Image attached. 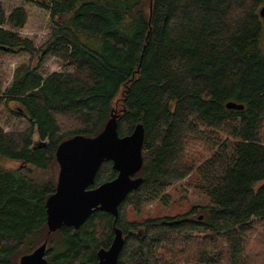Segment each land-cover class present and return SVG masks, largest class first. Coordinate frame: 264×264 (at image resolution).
Masks as SVG:
<instances>
[{"label": "trees", "instance_id": "16d2710c", "mask_svg": "<svg viewBox=\"0 0 264 264\" xmlns=\"http://www.w3.org/2000/svg\"><path fill=\"white\" fill-rule=\"evenodd\" d=\"M32 2L49 12V39L36 47L22 37L15 29L25 26L26 9L6 15L0 1V52L41 61L49 54L71 70L45 77L22 64L9 87L0 82V106L31 125H0V264H19L46 241L47 264H98L115 226L125 239L117 264H264V0ZM113 115L120 136L145 127L136 175L143 182L116 219L97 210L80 228L49 234L58 146L98 135ZM199 143L208 146L205 158ZM5 159L27 167L9 168ZM117 174L104 161L93 186ZM185 178L209 204L128 220V206L167 203L168 189Z\"/></svg>", "mask_w": 264, "mask_h": 264}, {"label": "water", "instance_id": "95a60500", "mask_svg": "<svg viewBox=\"0 0 264 264\" xmlns=\"http://www.w3.org/2000/svg\"><path fill=\"white\" fill-rule=\"evenodd\" d=\"M261 15L264 16V6ZM227 107L242 109L244 105L229 101ZM144 140L142 123H138L131 134L120 136L117 117L113 115L98 135L77 134L61 142L56 152L57 186L46 202L48 233L64 225L78 229L97 210L108 212L116 219L119 205L143 182V177L136 174L143 165ZM104 161H111L118 174L93 187ZM124 242L122 230L115 226L110 246L98 251V264H117ZM46 251L47 241L23 255L19 264H47Z\"/></svg>", "mask_w": 264, "mask_h": 264}, {"label": "rangeland", "instance_id": "374dc122", "mask_svg": "<svg viewBox=\"0 0 264 264\" xmlns=\"http://www.w3.org/2000/svg\"><path fill=\"white\" fill-rule=\"evenodd\" d=\"M3 4L6 15H9L14 8L23 7L28 13V20L25 26L21 29H15L22 37L31 39L36 47H41L50 37L53 29V24L50 21L49 12L43 8L38 7L32 0H0ZM6 28L13 29L11 25H4ZM39 58H31L30 54L25 52H18L15 54L0 52V82L3 89H6L12 84L15 76L16 69L22 64H32L31 66H39V72L43 76H48L54 71L71 70L67 65H63L62 62L52 55H46L43 61ZM0 125L6 131L17 132L24 130L31 126L25 118H20L9 110L5 106H0ZM32 138L34 143L40 141V137L33 127ZM200 144V149H203V157L207 155V145ZM5 166L17 169L23 165L20 161L15 160H3ZM56 176L59 174V166L55 167ZM38 174H40L38 172ZM50 174V173H49ZM48 174V175H49ZM42 175H44L42 173ZM47 174L45 173L44 176ZM94 187V186H93ZM170 200L167 203L162 200H155L142 205L140 210H137L133 205L128 206V220L142 222L145 219L176 216L187 212L193 205L197 204H209L210 199L193 186L190 178H185L182 181L177 182L171 188L168 189ZM259 245L256 244V249ZM264 247L261 243L260 248ZM259 248V249H260ZM262 254V253H261Z\"/></svg>", "mask_w": 264, "mask_h": 264}, {"label": "bare ground", "instance_id": "6f19581e", "mask_svg": "<svg viewBox=\"0 0 264 264\" xmlns=\"http://www.w3.org/2000/svg\"><path fill=\"white\" fill-rule=\"evenodd\" d=\"M39 145V144H38ZM137 175V174H136ZM95 213V212H94Z\"/></svg>", "mask_w": 264, "mask_h": 264}]
</instances>
